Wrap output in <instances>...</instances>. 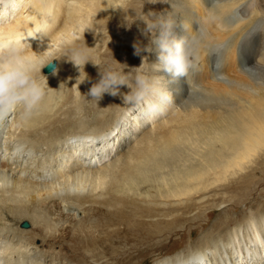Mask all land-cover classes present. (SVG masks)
<instances>
[{"label": "bare ground", "instance_id": "6f19581e", "mask_svg": "<svg viewBox=\"0 0 264 264\" xmlns=\"http://www.w3.org/2000/svg\"><path fill=\"white\" fill-rule=\"evenodd\" d=\"M104 1L103 9L102 2L95 0H0V39L15 40L23 36L22 43L29 45V54L34 52L47 58L48 53H53L55 56L41 68V75L37 77L41 83L46 78L47 84L46 96L38 111L24 118L22 109L17 108L0 119V264H40L43 261L40 246L53 240L48 214L55 200L59 201L65 215L77 212L81 215L84 207L102 201L100 199L107 194L131 193L124 185L125 180L121 188L113 185L104 192L100 189L103 183L125 172L123 161L127 157L134 158L136 151H151L154 161L150 162V154H144L138 162L140 166L160 168L162 164L156 162L160 150L163 154L169 153L168 142L175 140L180 144L189 140L188 137L196 139L191 135L193 129L203 134L205 149L210 147L208 152L199 155L203 166L186 179L191 184L179 188L193 193L215 186L220 176L222 180L226 174L257 168L259 162L264 161V37L259 36L264 31V0H256L255 9L251 7L255 0H249L248 4L247 0H169L167 6L170 5L171 11L166 21L173 25L175 35L192 48V62L205 64L208 61L212 80L206 79L200 87L192 88L185 78L173 81L167 73L158 70L157 50L152 44L156 33H148L145 28V44L152 48L143 64L147 65L146 76L173 97L166 114L148 123L139 108L124 103L123 97L116 95L107 103L116 107L115 111L103 110L105 124L100 123L101 115H98L94 127L79 126L75 130L73 127L84 124V120L78 118L71 124L69 113L57 106V98L53 96L54 88L61 81L70 80L79 89L84 83L77 86L80 73L62 56L69 47L63 42L73 41L76 47H89L88 55L95 62L103 43L112 35L113 22L107 19L110 11L122 5L124 20L141 24L143 18L132 13L137 0ZM231 1L235 3L227 10ZM6 3L11 7L6 8ZM242 5L245 6L240 8ZM115 23L120 24V21ZM191 23L193 29L189 26ZM44 25V30L36 31ZM234 39L237 41L230 47ZM92 65L87 62L83 71L86 73ZM73 104L75 108L78 101ZM116 128L119 129L117 137L105 141ZM219 143L224 146V156L219 162L210 163ZM199 146L198 151L204 148ZM138 164L132 162V166ZM158 179L163 189L157 195L166 198L170 192L165 185L166 176ZM203 199L197 196L196 202ZM138 203L167 209L185 204L183 200L166 199L155 202L142 199ZM261 212L257 213L260 227L254 225L255 231L248 236L244 247L239 246L243 248L240 249L242 257L237 254L231 259L232 253L224 243L214 241L210 249L200 245L203 248L188 249L187 254L177 253L153 264H205L202 259L206 264H264V211ZM162 215V219H166L170 214ZM14 225L21 229H15ZM227 233L219 232L215 237ZM234 243L230 242L228 247L232 248ZM254 249L258 261L256 258L250 263L248 258L253 257ZM210 252L214 258L209 256Z\"/></svg>", "mask_w": 264, "mask_h": 264}, {"label": "rangeland", "instance_id": "374dc122", "mask_svg": "<svg viewBox=\"0 0 264 264\" xmlns=\"http://www.w3.org/2000/svg\"><path fill=\"white\" fill-rule=\"evenodd\" d=\"M95 1H101L103 9L106 7L104 0ZM256 2V0L251 2L253 9L256 8ZM167 3L169 0H137L132 13L136 17L143 16L141 24L137 21L124 20L121 17V11L124 9L122 5L118 6V10L108 13L107 19L109 23L113 22L111 27L113 30L112 35L103 43L95 61L99 64L100 71L122 70L123 74H129L137 71L130 67L138 66L140 67L138 70L146 75L147 65H143L148 55L144 40L146 22L168 20L171 10ZM233 3L235 2L231 1L227 10H230L229 6L232 7ZM116 21H120V24L115 23ZM191 25L192 23L189 26ZM259 36L264 37V31H261ZM131 39L133 43L130 44ZM254 40L255 38L251 42ZM236 41L234 39L229 46L232 47ZM232 50L235 52L234 48ZM86 74L87 79L81 89L72 85L70 80H64L56 86V89L54 88L53 92V96L57 98V106L69 113L71 124L74 125V120L78 118L84 120V124L80 123L73 127L75 130L79 126L83 129L92 125L94 127L98 115H101L100 123L105 124V119H102L105 115L103 110L116 109L107 104L108 101L114 100L113 95L104 93L98 101L87 95L91 86L100 79L98 66L93 64ZM131 79L132 77H129V80ZM119 87L121 88L118 96L123 97L130 91L125 85ZM74 101H78L75 108ZM195 130L193 129L191 135L196 139L188 137L189 140L180 144L172 140L168 142L169 153L163 154L160 150L159 160L156 162L162 164L160 168L140 166L138 162L144 158V154H150V162L154 161L151 158V151L147 153L136 151L134 158L127 157L123 161L125 172L122 171L117 179L103 183L100 189L104 192L113 185L121 188L122 181L125 180L124 185L131 193L126 195L119 191L107 194L100 199L102 201L84 207L83 214L77 212V216L65 215L61 204L55 200L48 214V218L51 217L53 240L52 243L47 242L40 246L41 261L43 260L44 264H153L157 260L172 258L177 253L187 254L188 249L189 251L203 247L210 249L214 241L224 243L226 249L232 253L231 259L234 260L237 254L242 257L243 251L240 249L243 248L239 246L244 247L248 236L255 231L254 225L256 228L260 227L257 213L264 211V161L259 162L257 168L242 173L238 171L226 174L222 180L220 176L217 184L208 189L196 193L180 190L179 188L185 184H191L186 180L189 175L199 171L203 166L200 153L208 152L210 149L207 146L205 149L206 143L203 142L205 136L201 133L197 134ZM67 131L71 130L67 129ZM118 131V128L111 131L105 141L117 137ZM200 144L204 148L198 151ZM222 147L224 148L221 143L215 146V152L211 155L213 160L210 163L222 159L224 156ZM262 153L264 155V150ZM132 162L138 166H132ZM161 176H166L165 185L170 189L166 198L157 195L160 189H163L158 183V177ZM197 196L204 199L196 202ZM142 199L154 200V202L163 199L178 202L183 200L185 204L169 209L152 204L144 207L138 203ZM104 203L110 206L107 207ZM162 213L170 215L162 219L164 216ZM14 228L21 229L17 225H14ZM222 230L228 233L215 237L216 233L223 232ZM229 238L230 242H235L232 248L228 247ZM200 245L203 247H199ZM213 255L210 252L209 256L214 258ZM252 256L251 259L248 258L250 263L258 261L255 257L257 256L255 249ZM42 262L40 264H43ZM201 262L206 264L205 259Z\"/></svg>", "mask_w": 264, "mask_h": 264}, {"label": "clouds", "instance_id": "9594fccd", "mask_svg": "<svg viewBox=\"0 0 264 264\" xmlns=\"http://www.w3.org/2000/svg\"><path fill=\"white\" fill-rule=\"evenodd\" d=\"M5 7L10 8L11 5L6 3ZM45 28L46 25L36 31L40 32ZM146 32L156 33L152 44L157 50V69L167 73L173 81L186 78L192 67L193 50L175 35L171 22L163 19L146 22ZM23 40V36L15 40L0 39V119L6 118L17 108L22 109L24 118H29L38 111L46 96V78L41 83L37 77L41 75V68L49 64L55 56L53 53H48L47 58L34 52L29 54L27 52L29 45L22 43ZM63 43L69 47L64 50L62 56L67 57L80 73L77 86L87 79V74L83 71L87 62L98 66L100 79L87 93L92 99L98 101L104 93L116 96L119 93V86L125 85L130 91L123 96L124 103L139 108L146 122L150 123L166 114L167 106L173 102L171 93L153 84L148 76L138 70L139 68L135 73L128 75L123 74L122 70L100 71L99 64L93 62L88 55L89 47H76L73 41ZM145 51L150 52L152 48L146 47ZM55 73L56 70L53 69V74ZM129 76L132 77L131 81Z\"/></svg>", "mask_w": 264, "mask_h": 264}, {"label": "water", "instance_id": "95a60500", "mask_svg": "<svg viewBox=\"0 0 264 264\" xmlns=\"http://www.w3.org/2000/svg\"><path fill=\"white\" fill-rule=\"evenodd\" d=\"M26 225V224H25Z\"/></svg>", "mask_w": 264, "mask_h": 264}]
</instances>
